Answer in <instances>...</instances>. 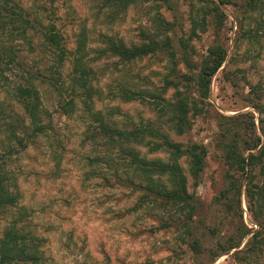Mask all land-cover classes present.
I'll return each instance as SVG.
<instances>
[{
    "label": "trees",
    "instance_id": "16d2710c",
    "mask_svg": "<svg viewBox=\"0 0 264 264\" xmlns=\"http://www.w3.org/2000/svg\"><path fill=\"white\" fill-rule=\"evenodd\" d=\"M89 2L95 26L85 19L76 33L75 47L70 48L54 19L43 18L37 9H27L22 0H0V92L5 82L10 84L7 74L11 70L21 69L24 77L10 90L23 114L13 105L8 109L0 97L2 132L9 138L8 153L0 151V222L8 209L19 205L21 198L20 192L11 188L6 156L12 154L13 145L26 149L50 134L52 113L44 106L42 89L49 87L58 94L62 114L71 118L80 115L86 122L81 144L90 148L83 157L90 167L88 176L107 180L109 186L129 189L136 195L132 210H147L159 222L160 229L179 232L196 264L213 263L225 254L236 264H264V143L255 115L246 112L221 116L216 146L225 167L224 186L214 198V205L222 215L211 225L199 218L203 201L196 192L207 166V147L192 140L177 141L169 132L187 134L194 118L210 104L211 82L226 61L228 50L222 44H213L207 54L196 60L197 51L191 40L208 30V17H215V26L221 30L226 17L222 4L232 0H190L188 37L177 36L180 16L172 21L163 14L164 8L177 10L174 0ZM141 5L148 8L149 26L142 28L140 42L129 43L123 37L97 30V21L115 23L131 7ZM236 5L243 12L244 21L257 24L255 30L242 22L244 37L250 41L260 37L264 19L258 17L264 13V0H243ZM27 54L33 56L32 61ZM154 55L166 61L162 86L141 87L129 77L117 86L104 85V77L114 73L109 69L111 65L118 70L120 65ZM68 61L72 67L65 77ZM182 63L185 70L180 67ZM170 89L173 93L168 95ZM246 98L254 108L262 107L259 88L253 87ZM115 100L155 108L158 119L142 114L135 118L118 104H111ZM50 147L59 167L58 148ZM183 159L187 160L188 172ZM244 195L254 227L244 220ZM19 222L13 221L3 231L0 264H45L39 239L31 231L19 228Z\"/></svg>",
    "mask_w": 264,
    "mask_h": 264
},
{
    "label": "rangeland",
    "instance_id": "374dc122",
    "mask_svg": "<svg viewBox=\"0 0 264 264\" xmlns=\"http://www.w3.org/2000/svg\"><path fill=\"white\" fill-rule=\"evenodd\" d=\"M242 1L232 0L222 4L226 17L221 30L215 26L217 19L208 17V30L191 40L197 51L194 55L196 60L207 54L213 44L226 47L228 56L212 79L208 98L210 104L206 106L207 110L194 118L193 128L185 135L169 130L177 141L192 140L207 147V166L196 192L203 201L199 218L203 217L210 225L222 215L221 211L216 212L214 205V198L224 186L225 167L216 146L219 124L223 119L221 116L252 112L264 143V32L252 41L244 37L241 23L255 30L257 24L255 21L251 24L244 21V14L236 5V2ZM22 3L27 9L39 10L43 18L54 19L70 48L75 47L76 33L85 19L90 26L94 25L89 13V5L92 4L89 0H22ZM174 3L177 10L173 12L164 8L163 14L172 21L175 16H180L177 36L188 37L191 28L190 0H174ZM147 12L145 5L133 6L122 20L115 23L106 25L97 21V30L123 37L129 43L140 42L142 28L149 26ZM258 18L264 19V13ZM35 41L39 45L37 38ZM32 57L27 54L29 61L33 60ZM71 67L68 61L65 77ZM180 67L185 70L183 63ZM109 69L114 73L104 77V85L112 83L117 86L120 82H127L129 77L132 83L150 88L162 86V75L167 72L166 61L159 55L145 57L124 67L120 65L118 70L113 65ZM7 75L10 84L4 83L7 89L1 90L0 97L8 109L13 105L23 114L10 91L23 81L21 69L11 70ZM229 77L234 80H229ZM234 81L239 83L238 86ZM253 87L260 90L261 108H254L247 101L246 96ZM47 88L42 89L44 106L52 113L49 136L26 149L13 145L12 154L6 156L11 188L18 190L21 198L18 206L8 209L2 216L0 238L6 227L18 220L19 228L31 231L39 239L45 264H196L194 254L180 240L179 232L160 229L159 222L147 210H132L136 195L129 189L109 186L107 180L88 176L90 167L83 157L90 148L81 144L86 122L80 115L71 118L62 114L58 109V94ZM172 93L173 89H170L168 95ZM111 104H118L135 118H138L137 114H142L158 119L157 110L142 103L115 100ZM2 122L0 120V151L8 153L6 142L9 138L2 132ZM50 145L56 146L61 155L59 167L53 159ZM182 163L188 172L187 160L183 159ZM242 198L244 220L254 227L256 225L248 211L245 195ZM210 264L236 263L229 254H225Z\"/></svg>",
    "mask_w": 264,
    "mask_h": 264
}]
</instances>
